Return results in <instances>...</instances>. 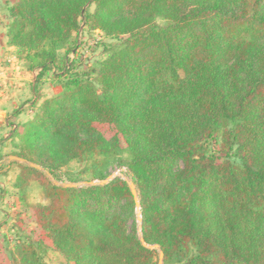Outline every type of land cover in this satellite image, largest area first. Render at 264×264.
Listing matches in <instances>:
<instances>
[{"label": "trees", "instance_id": "16d2710c", "mask_svg": "<svg viewBox=\"0 0 264 264\" xmlns=\"http://www.w3.org/2000/svg\"><path fill=\"white\" fill-rule=\"evenodd\" d=\"M9 11L17 59L62 87L10 124L25 160L15 187L23 199L43 187L49 201L32 208L51 242L21 243L13 264H47L38 247L67 264H159L154 244L163 264H264V0H14ZM82 26L119 42L78 70ZM75 160L89 162L81 186L44 172L79 182L61 174ZM114 165L136 184L141 223L126 179L89 184Z\"/></svg>", "mask_w": 264, "mask_h": 264}, {"label": "rangeland", "instance_id": "374dc122", "mask_svg": "<svg viewBox=\"0 0 264 264\" xmlns=\"http://www.w3.org/2000/svg\"><path fill=\"white\" fill-rule=\"evenodd\" d=\"M13 2L14 0H0V42L4 41L3 43H5L4 51H0V59L8 63L9 67L14 66L13 70L17 72V67H21L22 70H26V68L17 59L15 48L10 50L8 41L5 42L4 40L5 26L8 27L11 21L9 7ZM93 9L94 5L90 6V10ZM74 42L75 50L69 54V59L73 62L75 68L80 70L98 65L99 61L106 56L107 48L118 43L119 40L105 36L100 30L88 31L87 28L82 26L76 34ZM63 53L64 50H61V54ZM0 62L4 63L2 61ZM53 73L54 71H50L41 80L36 81L38 70L30 72L32 82H28L22 86V90L18 92L21 95L20 97H14L16 99V107L12 108L9 116L4 118V120L0 117V264H13L12 257L16 251V247L23 242H28L31 238L36 242L44 239L46 243L51 244L50 240L44 236L43 230L38 225L32 208L33 203H47L49 201L44 194L43 187L40 183L34 181L28 186L26 198L23 199L19 189L15 187V182L20 171L19 163H25V161L10 159V156H16L13 153L18 151V145L21 142L19 136H12L15 125L25 123L32 119L36 109L44 99L62 90L60 79L55 77ZM11 86L12 84L7 81H0V91L6 92L8 89H12ZM18 88L19 86H17V90ZM16 109L20 110L19 114H23V118L20 121H18L19 114L13 116ZM5 121L9 124L15 123V125H9L10 128L7 129L4 125ZM6 133H8V138L4 136ZM218 141L217 139L210 142V151H217ZM88 165V161L79 162L75 160L63 167L61 174L63 177L70 175L83 179L75 183L86 184L90 177V173L85 171ZM44 172L48 175V171ZM113 174L127 181L132 180L126 166L114 165L110 169L109 176ZM48 177L53 181L50 175ZM58 182L70 183L67 180ZM37 249L40 258L45 263L67 264L66 259L53 249L44 250L40 247Z\"/></svg>", "mask_w": 264, "mask_h": 264}, {"label": "crops", "instance_id": "0c3cea01", "mask_svg": "<svg viewBox=\"0 0 264 264\" xmlns=\"http://www.w3.org/2000/svg\"><path fill=\"white\" fill-rule=\"evenodd\" d=\"M6 29L7 27L5 26V35H4L5 42L8 41L6 36ZM3 42H0V49H1L0 51H4L5 43ZM9 49L13 50L14 47L9 45ZM0 61L4 62V63L0 62V81L2 82L7 81L8 83L12 84L11 86L12 89L10 88L6 92L0 91V117L3 118L4 120V118H7V116H9V112L12 110V108L16 107V99L14 97L16 96L20 97L21 95L18 92L22 90V86L26 85L28 82L31 83L32 80L30 79L31 74L29 71L25 69L22 70L21 67L20 68L17 67L18 68L17 72H15L13 70L14 66L9 67V64L5 63L3 59H0ZM17 86H19L18 90H17ZM22 118H23V114H19L18 121L22 120ZM4 125L7 129L10 128L9 126L10 124L7 121H5ZM4 136L8 138V133H6Z\"/></svg>", "mask_w": 264, "mask_h": 264}, {"label": "water", "instance_id": "95a60500", "mask_svg": "<svg viewBox=\"0 0 264 264\" xmlns=\"http://www.w3.org/2000/svg\"><path fill=\"white\" fill-rule=\"evenodd\" d=\"M10 159H15V160H18V161H22L24 162L25 160L21 157H18V156H10ZM30 165L32 166H36L35 164L33 163H30ZM38 168H40L39 166H36ZM48 175H50L52 177V175L47 172ZM116 175L113 174V175H110L106 180L104 181H100V182H89V184H105L107 183L110 179L114 178ZM53 181L55 184L57 185H60L62 183H59L57 180H55L53 177H52ZM87 183V182H86ZM128 184L130 186V189H131V192L136 200V203H137V208H138V211H137V215H138V219L139 221L141 222L142 221V214H141V210H140V203H139V199H138V191H137V187H136V184L133 182V180H128ZM64 186H81L83 185V183H64L63 184ZM139 232L141 233V228H139ZM141 240L143 241V239L141 238ZM148 248L150 249H156L159 251V264H163V261H164V253L161 249V247L158 245V244H154V245H146Z\"/></svg>", "mask_w": 264, "mask_h": 264}]
</instances>
